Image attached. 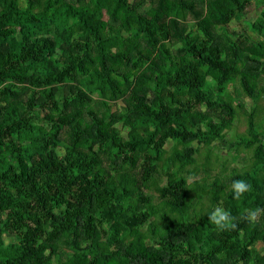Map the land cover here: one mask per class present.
<instances>
[{
	"label": "trees",
	"instance_id": "1",
	"mask_svg": "<svg viewBox=\"0 0 264 264\" xmlns=\"http://www.w3.org/2000/svg\"><path fill=\"white\" fill-rule=\"evenodd\" d=\"M263 97L264 0H0V264H264Z\"/></svg>",
	"mask_w": 264,
	"mask_h": 264
},
{
	"label": "rangeland",
	"instance_id": "2",
	"mask_svg": "<svg viewBox=\"0 0 264 264\" xmlns=\"http://www.w3.org/2000/svg\"><path fill=\"white\" fill-rule=\"evenodd\" d=\"M22 3H24V2H22ZM259 12H260L259 8L255 7V6H251V8L249 9V13L247 15H245L244 17H241L240 19L233 22L231 24V27L233 29H236L240 33H247L251 38L257 40L258 35L251 31L250 25H251L252 21L254 20V18L259 14ZM209 81H210V79H209ZM229 90L232 92L233 87L230 86ZM261 105L264 107V97L261 99ZM255 106H256V103L250 97H246L244 108L246 110H251ZM262 116H264V114H262ZM245 120H246L245 116H242V120L240 122H238V124H235V126L229 131L228 138L237 139V132L239 134L244 133V130L246 128V121ZM123 133L125 134V132H123ZM219 143H220V141L216 140L209 146L212 161H213L212 173L213 174L214 173H220L221 176H224L228 173L230 174L231 168L235 164L241 163L242 159L239 156L235 157L236 159L232 158L229 145L226 144V145H223L222 148H220V146H218ZM167 148L169 150L172 149V141H169V143L167 144ZM231 149H232V147H231ZM243 155H244V152H241V156H243ZM223 166H227V167L224 168Z\"/></svg>",
	"mask_w": 264,
	"mask_h": 264
},
{
	"label": "clouds",
	"instance_id": "3",
	"mask_svg": "<svg viewBox=\"0 0 264 264\" xmlns=\"http://www.w3.org/2000/svg\"><path fill=\"white\" fill-rule=\"evenodd\" d=\"M231 190L233 193V199L240 200L253 190V186L243 179H238L232 182ZM262 217H264V208L245 209L243 219L250 224H255L259 222ZM208 220L218 231H232L236 230L238 227L236 218L232 216L222 204L216 205L212 211L208 213ZM8 243L9 241L6 240L5 245Z\"/></svg>",
	"mask_w": 264,
	"mask_h": 264
}]
</instances>
